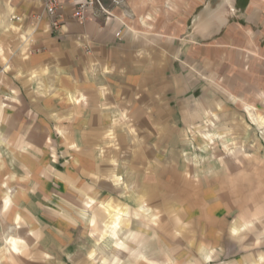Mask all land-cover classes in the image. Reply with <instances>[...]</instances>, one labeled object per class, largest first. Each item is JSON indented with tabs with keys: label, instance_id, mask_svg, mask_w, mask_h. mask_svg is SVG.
<instances>
[{
	"label": "crops",
	"instance_id": "0c3cea01",
	"mask_svg": "<svg viewBox=\"0 0 264 264\" xmlns=\"http://www.w3.org/2000/svg\"><path fill=\"white\" fill-rule=\"evenodd\" d=\"M63 12L53 28L41 0H0V149L20 183L0 191L18 199L0 206V264H73L67 214L81 192L117 164L154 163L206 76L242 69L248 53L264 62V0H125L84 21Z\"/></svg>",
	"mask_w": 264,
	"mask_h": 264
},
{
	"label": "rangeland",
	"instance_id": "374dc122",
	"mask_svg": "<svg viewBox=\"0 0 264 264\" xmlns=\"http://www.w3.org/2000/svg\"><path fill=\"white\" fill-rule=\"evenodd\" d=\"M252 57L188 95L154 163L117 164L81 192L67 214L73 264H264V62ZM10 156L0 149V191L15 193Z\"/></svg>",
	"mask_w": 264,
	"mask_h": 264
},
{
	"label": "built area",
	"instance_id": "2783aa9c",
	"mask_svg": "<svg viewBox=\"0 0 264 264\" xmlns=\"http://www.w3.org/2000/svg\"><path fill=\"white\" fill-rule=\"evenodd\" d=\"M43 8L49 15L51 20V26L58 28L64 18L65 5L69 4L71 7V15L77 18L79 21H84L88 18V15L94 17L112 16V9L116 6L124 3L125 0H110L107 4L104 0H41ZM119 35V32L116 33Z\"/></svg>",
	"mask_w": 264,
	"mask_h": 264
}]
</instances>
